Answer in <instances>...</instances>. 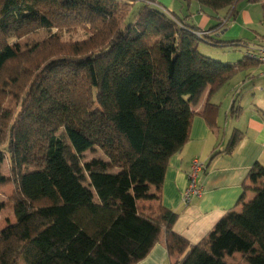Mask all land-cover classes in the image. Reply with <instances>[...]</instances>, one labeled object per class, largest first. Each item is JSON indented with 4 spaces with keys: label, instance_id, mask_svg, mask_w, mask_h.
Listing matches in <instances>:
<instances>
[{
    "label": "trees",
    "instance_id": "16d2710c",
    "mask_svg": "<svg viewBox=\"0 0 264 264\" xmlns=\"http://www.w3.org/2000/svg\"><path fill=\"white\" fill-rule=\"evenodd\" d=\"M183 1L218 21L224 11L223 22L201 30L151 0H0V163L5 149L9 164L0 190L12 187L0 210L15 220L0 230V264H137L159 243L171 264H232L234 254L264 264V165L247 175L263 182L254 197L244 203L245 187L198 244L173 232L178 214L161 204L169 160L188 142L195 116L217 108L210 97L237 74L264 66L250 57L257 46L213 36L243 2L261 5L264 23V0ZM66 27H86L89 36L64 43ZM40 31L47 38L18 49L16 41ZM200 41L246 53L217 62L198 52ZM240 114L233 105L229 116ZM241 139L235 130L224 152ZM94 148L108 162L81 166ZM153 201L157 208L145 205Z\"/></svg>",
    "mask_w": 264,
    "mask_h": 264
},
{
    "label": "crops",
    "instance_id": "0c3cea01",
    "mask_svg": "<svg viewBox=\"0 0 264 264\" xmlns=\"http://www.w3.org/2000/svg\"><path fill=\"white\" fill-rule=\"evenodd\" d=\"M194 7L197 15L189 17L187 22L189 23L191 19L193 25L206 30L214 15L206 9ZM249 7L244 6L238 10L235 20L222 27L216 35L228 31L246 40L249 47L264 45V42L256 38L258 34L255 32V35L250 34L251 38L246 35L248 28H252L258 22L256 14L254 12V15L250 14L249 9L252 8ZM218 16L222 21L225 12H220ZM220 21L215 18L216 24ZM259 36L264 37V35ZM261 67L264 66L260 65L237 74L220 88L224 87L221 90L222 94L217 92L210 97V103L217 108L206 111L207 119L205 116H195L188 142L169 160L162 187L161 204L178 214L173 232L191 245L203 240L219 220L237 205L245 187L249 189L244 203L250 201L254 197L253 190L263 184L262 181L254 184L247 180V175L255 163L264 165V91L262 89L264 69H258ZM207 95L208 87L202 90L192 104L195 112L199 113L203 110ZM233 105L241 108L238 118L229 116ZM235 130L242 134V139L234 151L227 154L224 150ZM216 151L221 153L209 161L211 154ZM194 159L205 165V169L197 179L202 194L185 204L183 194L188 185L187 176ZM243 204L236 209V212L241 211ZM145 205L157 208L159 202H146ZM226 261L232 264H246L242 254L227 257ZM137 264H171V261L164 245L159 243Z\"/></svg>",
    "mask_w": 264,
    "mask_h": 264
},
{
    "label": "rangeland",
    "instance_id": "374dc122",
    "mask_svg": "<svg viewBox=\"0 0 264 264\" xmlns=\"http://www.w3.org/2000/svg\"><path fill=\"white\" fill-rule=\"evenodd\" d=\"M155 4L162 6L165 8L167 11L175 14L178 18L184 19L186 17H191L192 15H197V11L194 6L196 4L194 2H190L189 4L183 0H151ZM244 6H250V14H256L258 17L256 19V22L252 28H248L249 30L246 31L247 37H250V34L255 35L254 32L258 35H264V23H262L261 18H262V10H261V5L258 4H253V5H248L246 3H241L239 4L237 9L241 10ZM139 8V4H135L134 7L132 8V13H131V18L134 16V14L137 12ZM206 14H208L211 17V14L206 11ZM253 14V15H254ZM191 21V19H190ZM189 24L192 25V21ZM232 22V21H231ZM215 19L211 18V24L209 27H207L206 30L211 28L213 25H215ZM227 29V28H226ZM253 31V32H252ZM55 32V31H54ZM249 32V34L247 33ZM48 33L45 31H40L36 34H33L31 36H28L20 41H16L15 43L18 46V49L20 51H24L28 49L32 44L43 40L44 38H47ZM89 36V31L88 28L86 27H78V28H63L61 30V41L64 43H75V42H80L85 40ZM214 40L216 41H221L224 43H229L230 41H238L241 40V38H238L236 35L233 33H229L226 31L222 35H216L214 34ZM246 39V36L244 37ZM248 38V39H249ZM251 40V39H250ZM246 41V40H245ZM249 48V46H248ZM198 52L205 56L208 57L214 61L221 62V63H237L239 60H241L246 53V48L245 47H237V46H230V45H225V46H215L210 42L206 41H200L198 44ZM254 69V68H253ZM259 70H263L264 67L258 68ZM224 88V87H223ZM222 88V89H223ZM222 89L217 90L215 94H222ZM3 152V160H1L0 163V172L2 175L7 176L8 175V170H9V164H8V156L6 155L5 149H1ZM5 152V153H4ZM79 163L81 166L91 163L93 161H102V162H108L107 159L104 157V155L98 150L97 148H94L92 150H89L85 152L83 155H81L79 158ZM110 170V169H109ZM116 171V170H114ZM85 185H87V181L85 180L84 182ZM12 193V187H6L5 189L0 190V206H4V203L7 202L8 197ZM15 223V220L10 213V210L8 208H2L0 210V230L8 227L12 224Z\"/></svg>",
    "mask_w": 264,
    "mask_h": 264
},
{
    "label": "built area",
    "instance_id": "2783aa9c",
    "mask_svg": "<svg viewBox=\"0 0 264 264\" xmlns=\"http://www.w3.org/2000/svg\"><path fill=\"white\" fill-rule=\"evenodd\" d=\"M197 35L199 37L202 36H206L208 35L207 32H200L197 33ZM256 53L255 54H251L250 57L253 59L258 60L261 64L264 65V47L263 46H257L255 49ZM262 79L264 80V71L262 72ZM263 91H264V85L262 87ZM205 169V165L200 162L198 159H194L191 162V166H190V170L188 173V185L187 188L183 194V202L185 204L190 203V201L193 198H199L202 194V190L199 187L198 183H197V179L199 174Z\"/></svg>",
    "mask_w": 264,
    "mask_h": 264
}]
</instances>
